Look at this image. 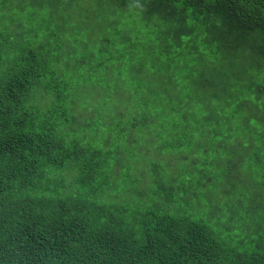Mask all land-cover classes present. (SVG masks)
Wrapping results in <instances>:
<instances>
[{
	"label": "trees",
	"instance_id": "16d2710c",
	"mask_svg": "<svg viewBox=\"0 0 264 264\" xmlns=\"http://www.w3.org/2000/svg\"><path fill=\"white\" fill-rule=\"evenodd\" d=\"M0 264H264V0H0Z\"/></svg>",
	"mask_w": 264,
	"mask_h": 264
},
{
	"label": "rangeland",
	"instance_id": "374dc122",
	"mask_svg": "<svg viewBox=\"0 0 264 264\" xmlns=\"http://www.w3.org/2000/svg\"><path fill=\"white\" fill-rule=\"evenodd\" d=\"M138 32V31H137ZM136 87H137V85H136V83L134 82V83H130V91L129 92H131L132 94H133V96L135 95V92L137 91L136 90ZM99 88V87H98ZM102 89V88H101ZM93 93L95 94L96 93V91L95 90H93ZM135 97V96H134Z\"/></svg>",
	"mask_w": 264,
	"mask_h": 264
}]
</instances>
